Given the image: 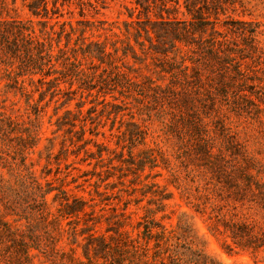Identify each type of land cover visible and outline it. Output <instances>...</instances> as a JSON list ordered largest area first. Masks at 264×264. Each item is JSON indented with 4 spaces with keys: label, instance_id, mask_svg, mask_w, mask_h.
Segmentation results:
<instances>
[{
    "label": "trees",
    "instance_id": "trees-1",
    "mask_svg": "<svg viewBox=\"0 0 264 264\" xmlns=\"http://www.w3.org/2000/svg\"><path fill=\"white\" fill-rule=\"evenodd\" d=\"M28 12L34 17L47 18L48 13L60 16L58 0H23ZM235 0H134L139 8L138 18L125 22L126 42L121 47V57L130 56L142 63L153 60L159 73L168 75V84L159 85L150 80L142 87L141 97L145 105L141 113L148 122L158 126L157 138L172 150L178 169L190 180L195 173L203 177L205 186L214 183L221 191H181L187 204L200 209L212 206L215 213V229L221 228L236 248L257 250L264 247V231L256 229L246 220H235L238 209H249L252 201L249 188L252 166L237 133L228 123L227 112L238 116L248 114L242 103L258 108L248 98L256 94L255 86L247 73L241 69L242 49H234L215 30V24L225 7ZM180 2L187 18H177ZM68 3L62 0L60 7ZM5 0H0V11ZM157 10L154 18L149 13ZM144 16L140 19L139 16ZM41 22V21H39ZM45 23V22H44ZM43 23V24H44ZM244 34V33H242ZM114 35V34H113ZM133 44L130 43V39ZM51 37L38 39L34 36L33 23L17 19L0 20V64L11 68L17 64L18 73L5 70L7 80L17 84L16 77L23 73H44V76L57 74L50 84H57L59 78L77 77L81 71L52 70ZM117 42L111 44L113 53L105 51V45L93 43V51L88 54L101 64L117 70L113 62L120 61ZM65 55V54H64ZM63 55V56H64ZM62 56V57H63ZM68 58H63L67 62ZM108 60V62H106ZM71 66L76 67L74 63ZM14 74V73H13ZM116 77L130 81L121 72ZM160 80H164L160 77ZM60 125V124H59ZM127 130L130 144H143L146 131L135 123ZM34 125L23 123L0 112V264H33L36 250L51 264H96L93 259H102V264H219L203 252V243L195 234L187 216L181 213L175 228L168 230L160 221L144 217L138 224L142 231L135 238L119 231L122 223L116 221L107 232H113L108 241L96 235L95 226L100 217H95L91 208L81 198L69 197L67 192L39 183L25 165L26 155L37 145ZM216 150V151H214ZM51 149L45 150V160L49 163ZM66 149L60 155L66 156ZM142 159L148 163L156 161L153 150L144 152ZM42 155V154H41ZM57 156V157H59ZM169 166L170 161L160 156ZM173 169V168H172ZM2 170L9 179H5ZM174 170V169H173ZM45 174H49L46 172ZM174 179H178L175 177ZM243 182L241 185L240 182ZM54 193L51 203H56V214L49 209L46 197ZM172 197L159 192L156 210L163 213L164 201ZM81 216V218H80ZM8 217H16L10 222ZM68 219L65 231L61 220ZM161 219H169L163 215ZM24 221V229L12 223ZM81 222V227L77 228ZM66 234L70 244L76 245L78 238L85 242L81 261L73 249L64 251L58 243Z\"/></svg>",
    "mask_w": 264,
    "mask_h": 264
},
{
    "label": "rangeland",
    "instance_id": "rangeland-1",
    "mask_svg": "<svg viewBox=\"0 0 264 264\" xmlns=\"http://www.w3.org/2000/svg\"><path fill=\"white\" fill-rule=\"evenodd\" d=\"M47 1L51 9V0ZM61 2L58 0L57 5L60 16L48 13L47 18L32 16L23 0H5L4 9L0 11V20L31 21L36 38L51 37L52 70L66 69L69 75L81 71L77 77H60L57 84H50L47 82L58 75L44 76L47 71L44 68V73H23L16 77L17 84L14 85L4 75L5 70H9L15 77L17 64L9 69L0 64V112L26 127L34 125L36 129L37 145L28 152L25 160L29 172L42 185L49 182L66 191L69 197L86 201L91 208L85 211H93L95 217H100L94 232L107 241L113 235L107 231L110 227L117 228L113 226L116 221L122 223L119 231L135 238L142 231L138 224L144 217L160 221L170 230L184 213L203 243L204 254L210 259L219 264H264V247L255 251L236 248L221 228H214L215 213L211 211V205L197 209L187 204L181 195V191L221 189L212 181L205 186L207 181L196 173L192 180L186 177L176 166L172 148L157 138V124L148 122L141 113L145 102L141 101L140 95L145 82L150 80L166 85L169 81L167 74L159 73L160 68L153 60L148 58L139 63L130 56L121 57L120 49L127 41L124 23L135 21L140 11L135 9L134 0H68L60 7ZM156 11L153 9L149 17L154 18ZM182 13L180 2L175 17L187 18ZM139 18L143 19V14ZM215 30L230 47L242 49L241 69L251 79L249 83L255 86L256 94L247 95L259 109L258 113L255 107L242 103L248 114L238 116L227 112L226 115L252 162L247 191H250L252 201L256 198L259 202L257 198L264 195V0H235L218 16ZM114 41L121 58L113 62L117 70L88 54L95 49L93 43H101L105 45V51L115 57L111 46ZM63 58L69 60L63 62ZM117 71L130 81L117 78ZM130 123L146 131L143 144H130L127 140L126 131L132 129ZM47 147L51 149L49 163L44 157ZM61 149L67 150L66 156H59ZM148 149L153 150L156 157L153 163L142 160L143 152ZM160 156L170 161L169 166L166 167ZM2 174L9 179L5 170ZM159 192L169 193L172 197L163 202L166 205L163 213H151L156 210L154 202L157 203ZM53 195L52 192L46 200L50 212L55 215L57 205L51 203ZM250 204L249 209H238L235 220H246L264 231L262 204ZM0 212L3 213L2 207ZM163 215L169 219H161ZM7 219L12 222L18 218ZM67 221L61 220L65 231L70 228L66 226ZM12 224L21 229L25 226L24 221ZM80 227L81 222L77 228ZM67 237L64 234L58 246L66 252L73 249L75 257L85 262L83 239L78 238V244L72 245ZM30 253L36 255L33 264H51L36 250ZM92 261L103 263L100 258Z\"/></svg>",
    "mask_w": 264,
    "mask_h": 264
}]
</instances>
